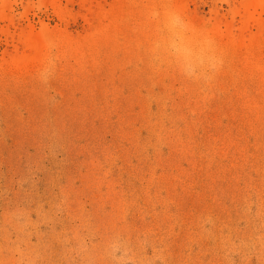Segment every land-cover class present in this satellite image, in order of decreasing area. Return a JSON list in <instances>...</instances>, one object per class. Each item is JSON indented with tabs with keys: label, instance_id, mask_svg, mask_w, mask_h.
<instances>
[{
	"label": "rangeland",
	"instance_id": "rangeland-1",
	"mask_svg": "<svg viewBox=\"0 0 264 264\" xmlns=\"http://www.w3.org/2000/svg\"><path fill=\"white\" fill-rule=\"evenodd\" d=\"M0 264H264V0H0Z\"/></svg>",
	"mask_w": 264,
	"mask_h": 264
}]
</instances>
